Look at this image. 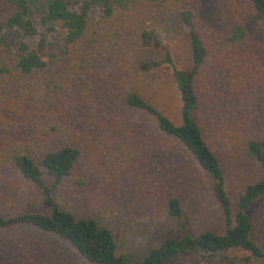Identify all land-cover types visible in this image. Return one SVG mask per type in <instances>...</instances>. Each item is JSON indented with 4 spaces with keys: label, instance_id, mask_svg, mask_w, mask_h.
I'll return each instance as SVG.
<instances>
[{
    "label": "rangeland",
    "instance_id": "1",
    "mask_svg": "<svg viewBox=\"0 0 264 264\" xmlns=\"http://www.w3.org/2000/svg\"><path fill=\"white\" fill-rule=\"evenodd\" d=\"M46 1H27L26 20L35 28L33 36L15 28L3 29L1 35L11 53L23 44L50 61L46 70L29 78L30 93L39 99L46 86L48 93L55 94L64 111L60 120L50 122L64 128L67 142L80 139L69 175L51 191L53 202L76 218L91 219L108 229L117 255L128 264H139L148 250L168 237L223 233L221 208L195 161L158 133L149 116L127 107L123 100L126 93L135 91L174 125L179 124L180 101L171 70L188 68L189 28L165 14L142 23L132 11L101 21L99 9L93 7L86 12V36L68 56H62L59 23L42 20ZM68 9L79 10L77 6ZM186 9L206 53L192 81L198 102L196 122L222 170L234 214L244 186L263 178L246 143L257 142L264 156V16L254 12L249 0H191ZM5 11L0 0V18ZM238 23L244 36L230 42L228 34ZM142 32L152 33L155 47L144 43ZM164 50L171 65L164 63ZM140 64L157 66L142 70ZM25 94L6 96L0 104V142H27L45 126L44 116L32 121L21 117ZM113 159L123 163L114 177ZM41 174L43 186L49 188L51 180ZM169 197L179 201L181 220L166 216ZM25 213L49 214L40 190L14 170L0 171V216ZM249 215L254 241L264 248V199L253 202ZM217 259L191 254L167 264H216ZM0 264L89 263L56 238L18 226L0 229Z\"/></svg>",
    "mask_w": 264,
    "mask_h": 264
},
{
    "label": "trees",
    "instance_id": "2",
    "mask_svg": "<svg viewBox=\"0 0 264 264\" xmlns=\"http://www.w3.org/2000/svg\"><path fill=\"white\" fill-rule=\"evenodd\" d=\"M5 6V14L0 18V104L6 96L18 97L25 94L22 118L32 121L35 117H43L45 126L29 136L27 142L5 140L0 142V171L14 170L23 179L34 184L42 196L44 207L49 208L48 215L19 214L0 216V229L18 226H29L41 233L50 235L65 243L80 258L89 264H128L123 256L117 255L116 244L108 229L100 227L91 219L76 218L61 210L53 202L51 191L69 175L76 162L79 150L76 144L80 139L67 142L64 128L53 119L60 120L64 111L55 94H50L47 87L37 99L30 93L32 89L29 79L34 73L47 69L50 61H45L35 52L28 51L19 44L17 51L11 53L4 44L1 31L15 28L25 36H33L35 28L26 20L27 1L34 0H1ZM191 0H47L44 5L43 22H58L63 45L62 56L70 54V49L87 34L89 25L86 12L93 7L100 11L101 21L110 19L115 13L132 11L135 18L142 23L149 22L161 14L174 16L189 30L186 34L188 68L185 72L171 70L176 91L180 101L179 124L174 125L169 119L143 101L137 92L131 91L123 96L124 104L138 112L149 116L157 132L172 139L197 164L208 179L213 196L221 208L224 218V232L221 234L203 231L194 236L182 234L179 237H168L156 248L148 250L139 264H167L175 257L191 254L217 257L216 264H264V248L254 241L252 220L249 209L254 201L264 199V156L257 142L248 141L246 148L258 163L263 178L256 183L246 185L236 199V211L231 214V205L224 189V177L217 159L202 139L196 122L197 97L192 81L205 58V49L198 35L191 28V15L186 5ZM251 8L257 15L264 16V0H249ZM69 6H77L78 12H72ZM244 36L240 23L236 24L228 34V41L237 42ZM140 38L149 47L157 42L151 32H142ZM41 41L38 46H41ZM164 63L171 65L168 51L162 52ZM80 59V64L82 63ZM157 64H140L142 70L156 67ZM27 82V84H24ZM27 85V86H26ZM30 88H29V86ZM36 88V87H33ZM54 91V90H51ZM55 93V92H53ZM0 111L2 108L0 107ZM35 127V123L32 122ZM111 153V152H105ZM103 153V156L108 154ZM106 159V158H105ZM107 160V159H106ZM112 162L115 176L123 166L120 160ZM51 180L49 188L41 182V172ZM166 216L182 219L179 201L169 197L165 203Z\"/></svg>",
    "mask_w": 264,
    "mask_h": 264
}]
</instances>
